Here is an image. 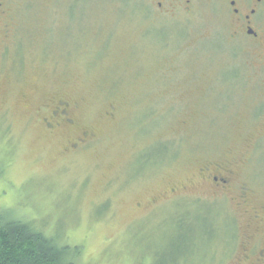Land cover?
I'll use <instances>...</instances> for the list:
<instances>
[{"label": "rangeland", "instance_id": "374dc122", "mask_svg": "<svg viewBox=\"0 0 264 264\" xmlns=\"http://www.w3.org/2000/svg\"><path fill=\"white\" fill-rule=\"evenodd\" d=\"M205 1L0 0V211L74 264H239L245 235L264 243V47Z\"/></svg>", "mask_w": 264, "mask_h": 264}, {"label": "flooded vegetation", "instance_id": "af4514ba", "mask_svg": "<svg viewBox=\"0 0 264 264\" xmlns=\"http://www.w3.org/2000/svg\"><path fill=\"white\" fill-rule=\"evenodd\" d=\"M166 1V0H163ZM185 6V11L190 12L191 7L194 4L199 3L201 0H180ZM205 4L214 5L215 9L219 12L223 11L227 14L230 23L233 25L235 31L234 36H245L254 42H259L264 47V0H206ZM157 6L161 7L162 2H157ZM1 10V5H0ZM3 14L5 12H2ZM187 13V12H186ZM1 15V14H0ZM58 110L59 115L64 117V121L67 124H71V120L66 117L64 112V106L59 104ZM54 115H57L54 113ZM85 144V140L78 139L76 143L70 144L72 150H77L78 147ZM220 168H215L214 172L206 173L207 182L212 187L219 191H224L227 187L230 188L229 175H223L220 173ZM225 172V170H223ZM242 196H247L246 189L240 188ZM244 204H247L245 198L243 199ZM253 219L258 220L259 215L256 211H253ZM253 232L245 235L243 240L246 242L245 247L241 251L240 258L238 259L239 264H264V243L257 244L256 240L258 235H253Z\"/></svg>", "mask_w": 264, "mask_h": 264}, {"label": "trees", "instance_id": "16d2710c", "mask_svg": "<svg viewBox=\"0 0 264 264\" xmlns=\"http://www.w3.org/2000/svg\"><path fill=\"white\" fill-rule=\"evenodd\" d=\"M200 218L205 215L196 213ZM193 218V217H192ZM182 222L183 218L178 219L175 224L183 226H192V220ZM183 223V224H182ZM179 227V225H178ZM180 228V227H179ZM212 229L210 244L216 234V229ZM211 231V230H210ZM201 243L197 239L192 241L193 247ZM78 248L72 250L63 244H59L57 239L47 236L32 224L17 218L15 215L10 216L0 211V264H74L79 255ZM199 251V249H198ZM205 256H202L200 262H203ZM135 264V263H134ZM138 264H153L151 262H138ZM164 264V263H162ZM168 264H188V263H168Z\"/></svg>", "mask_w": 264, "mask_h": 264}]
</instances>
